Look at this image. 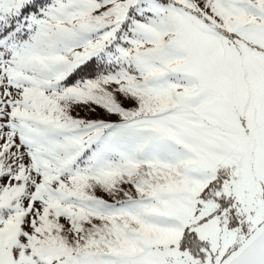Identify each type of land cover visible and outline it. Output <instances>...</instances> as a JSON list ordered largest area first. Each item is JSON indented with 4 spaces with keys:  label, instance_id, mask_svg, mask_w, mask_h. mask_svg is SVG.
I'll list each match as a JSON object with an SVG mask.
<instances>
[{
    "label": "snow or ice",
    "instance_id": "obj_1",
    "mask_svg": "<svg viewBox=\"0 0 264 264\" xmlns=\"http://www.w3.org/2000/svg\"><path fill=\"white\" fill-rule=\"evenodd\" d=\"M0 264H264V0H0Z\"/></svg>",
    "mask_w": 264,
    "mask_h": 264
}]
</instances>
